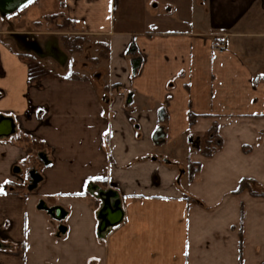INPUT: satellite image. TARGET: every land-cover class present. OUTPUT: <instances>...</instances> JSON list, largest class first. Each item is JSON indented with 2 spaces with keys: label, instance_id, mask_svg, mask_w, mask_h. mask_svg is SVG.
<instances>
[{
  "label": "crops",
  "instance_id": "0c3cea01",
  "mask_svg": "<svg viewBox=\"0 0 264 264\" xmlns=\"http://www.w3.org/2000/svg\"><path fill=\"white\" fill-rule=\"evenodd\" d=\"M63 8L107 43L99 79L71 69L52 34L8 41L0 14V118L13 120L0 136V264H264V197L236 192L264 184V0ZM91 189L107 195L91 205ZM106 196L123 215L100 231Z\"/></svg>",
  "mask_w": 264,
  "mask_h": 264
},
{
  "label": "rangeland",
  "instance_id": "374dc122",
  "mask_svg": "<svg viewBox=\"0 0 264 264\" xmlns=\"http://www.w3.org/2000/svg\"><path fill=\"white\" fill-rule=\"evenodd\" d=\"M197 12L199 13V11ZM66 16L67 15L63 8V0H31L29 1V4L23 7L22 9L17 10L16 12L14 11L13 13L5 16L6 20L4 27L5 29L4 36L7 38L8 41L14 43V42H20L21 40L20 38H22L20 36L22 35L30 36L36 33L40 36V38L42 36L52 34L56 41L58 40V38H59L58 41H60L61 35H66L68 37H75V36H79L78 34H80L83 37H85L84 38L85 42L82 44L78 52H76L74 55L69 57L70 68L72 69L74 67L75 69L73 70L77 71L78 73L79 72L83 73L85 71L82 70L88 67L92 69V71L89 70L87 72L88 73L87 75H89L93 80L99 79V76H101L106 69L105 67H106L107 58L103 56V53L105 51L104 47L101 46L102 44L101 45L99 44L97 38L87 34L86 30L84 29L81 23L70 21L67 19ZM13 39H15V41ZM101 42L104 43L103 41ZM62 49L63 52H65L64 53L65 56H67L66 58H68V55L66 54V50H64L65 48L62 47ZM66 60L63 61L65 62ZM58 63H62V61L58 60ZM69 70L67 71L65 70L64 72L66 73ZM75 71H71V72H75ZM94 72L99 73V76H97L98 78L96 77ZM87 75L86 77H88ZM21 140H23V142H26L27 145L30 144L27 140L24 139ZM197 143H199L198 147L200 149V147L202 146L201 137L198 138L196 144ZM40 152H41L40 154H43L46 157V151L44 149L41 150ZM40 154L39 156H41ZM177 157L181 161H184L187 157V153L178 149ZM32 159H34V157ZM23 166L24 165H22V167ZM36 169L40 171L38 167H36ZM36 169H33L34 171H36L35 174L38 173ZM20 173L22 174V177L23 179H25V183H26L27 180L30 179V171L23 167ZM36 186L37 183L34 182L30 183L28 186L30 189L27 190H31V191L35 190ZM252 187L257 191H264V184H259V183H256V185L252 184ZM103 191L104 190H95L94 192L92 190L93 193L89 195L88 202L91 205H94V203L97 202L95 200L102 202V199H104L103 197L106 193Z\"/></svg>",
  "mask_w": 264,
  "mask_h": 264
},
{
  "label": "water",
  "instance_id": "95a60500",
  "mask_svg": "<svg viewBox=\"0 0 264 264\" xmlns=\"http://www.w3.org/2000/svg\"><path fill=\"white\" fill-rule=\"evenodd\" d=\"M29 1L30 0H0V14L2 16L9 15L24 6ZM138 64L139 60L135 59L132 61L133 72L136 70ZM12 132L13 120L7 117L0 118V136H7ZM160 137H163V133L162 128L158 127L154 134V138L157 140ZM48 211L57 220H60L64 215V211L61 207L49 208ZM122 215V210L119 207H113L106 196V199L104 200L103 205L98 213L100 220L98 229L103 231L107 226H113L117 224L122 219Z\"/></svg>",
  "mask_w": 264,
  "mask_h": 264
},
{
  "label": "trees",
  "instance_id": "16d2710c",
  "mask_svg": "<svg viewBox=\"0 0 264 264\" xmlns=\"http://www.w3.org/2000/svg\"><path fill=\"white\" fill-rule=\"evenodd\" d=\"M85 37L82 36H75V37H68L66 35H61L60 40L62 43V46L65 48V50L71 54L76 53L80 50L82 44L85 42L84 39ZM99 44L104 47L105 51L103 53V56L107 58V50H108V45L107 43H102L99 42ZM70 78L72 77H78L75 74L69 75ZM195 116H190V122L192 123L193 119ZM214 127L212 126L207 132H205L202 136V146L200 147V152L202 155L206 156L211 154V152L215 149L216 143L213 140V133ZM198 164L196 163H189L188 168H189V173L193 174L197 170ZM252 184L256 185V182L252 179H242L239 183V186L236 190V192H240L243 190H247L251 195L253 196H261L264 197V191H257L252 187Z\"/></svg>",
  "mask_w": 264,
  "mask_h": 264
},
{
  "label": "built area",
  "instance_id": "2783aa9c",
  "mask_svg": "<svg viewBox=\"0 0 264 264\" xmlns=\"http://www.w3.org/2000/svg\"><path fill=\"white\" fill-rule=\"evenodd\" d=\"M225 44L223 43V42H215V43H213V49H215V50H218V51H224L225 50ZM121 94L122 93H120V92H117V95L118 96H121Z\"/></svg>",
  "mask_w": 264,
  "mask_h": 264
}]
</instances>
